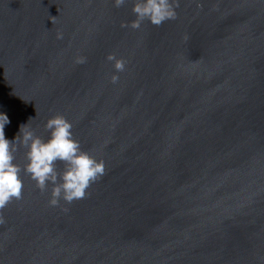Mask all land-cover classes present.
I'll return each mask as SVG.
<instances>
[{
	"label": "water",
	"instance_id": "water-1",
	"mask_svg": "<svg viewBox=\"0 0 264 264\" xmlns=\"http://www.w3.org/2000/svg\"><path fill=\"white\" fill-rule=\"evenodd\" d=\"M178 4L134 30V0H0L5 137L59 114L105 163L58 207L22 172L0 264H264V0Z\"/></svg>",
	"mask_w": 264,
	"mask_h": 264
},
{
	"label": "clouds",
	"instance_id": "clouds-1",
	"mask_svg": "<svg viewBox=\"0 0 264 264\" xmlns=\"http://www.w3.org/2000/svg\"><path fill=\"white\" fill-rule=\"evenodd\" d=\"M125 3L126 0H114V6L118 8ZM178 6V0H134L132 12L136 18L130 24L122 23L121 27L138 30L145 21L159 27L177 18ZM57 38L62 39V34L58 33ZM107 60L113 62L116 72L125 70L126 61L115 54H109ZM85 62L84 57L77 59V63ZM118 80V75L111 76L112 83ZM8 123L7 115L0 113V225L6 223L2 210L14 199H22V172L28 174L42 192L51 185L49 205L52 207L60 206L61 200L71 204L86 198L91 185L105 175L104 161L81 148L73 136L72 123L64 116L58 114L47 120L45 129L50 132V138L46 141L28 124L21 126L14 140H9L4 132ZM19 146L26 149L23 167L14 162ZM60 164L62 169L58 167Z\"/></svg>",
	"mask_w": 264,
	"mask_h": 264
}]
</instances>
